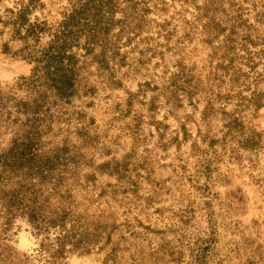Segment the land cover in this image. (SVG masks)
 <instances>
[{"label": "rangeland", "instance_id": "1", "mask_svg": "<svg viewBox=\"0 0 264 264\" xmlns=\"http://www.w3.org/2000/svg\"><path fill=\"white\" fill-rule=\"evenodd\" d=\"M28 1L0 0V155L33 121L51 152L64 149L66 141L76 145L79 129L86 128L96 135L93 148L58 171L53 184H62L61 192L74 185L80 210L89 208L88 216L112 224L90 253L72 252L63 264H264V107L251 102L264 94V22L255 19L264 0H240L258 28L251 30L257 45L247 59L239 57L240 45L227 40L228 33L217 43L219 56L211 58L195 21L203 0H139L151 9L147 31L113 38L107 66L98 58L100 49L75 50L82 82L69 101L54 93L37 96L26 80L33 65L10 21ZM71 1L36 0L31 18L54 21ZM166 19L171 38L156 23ZM242 34L232 39L239 44ZM231 44L236 49L228 50ZM180 61L195 67L208 90L179 92L172 107L157 97L158 87ZM220 93L208 127L205 98ZM222 107L261 135V149L239 150L232 135L225 141ZM0 238L27 254L29 264H47L26 218H0Z\"/></svg>", "mask_w": 264, "mask_h": 264}, {"label": "trees", "instance_id": "2", "mask_svg": "<svg viewBox=\"0 0 264 264\" xmlns=\"http://www.w3.org/2000/svg\"><path fill=\"white\" fill-rule=\"evenodd\" d=\"M35 1L24 2L12 11L14 16L10 24L15 38L24 44L26 59L33 65V73L26 80L36 95L47 97L54 93L62 101H69L77 95L81 86L78 73L80 60L75 50L95 54L100 49L98 58H101L102 65L107 66L106 55L111 50L113 38L121 40L147 31V16L151 11L144 8L139 0H73L58 18L49 21L38 16L31 18L33 11L39 7ZM196 13V24L200 23L202 27L200 41L206 50H211V58L219 56L217 43L226 33L227 40L240 45L239 50L243 52L239 54L240 58L247 59L253 54L251 47L257 44L251 30L258 28L250 22L240 0H203L196 6ZM255 19L263 24L264 12H259ZM169 21H156L161 26L159 31L166 32V38L174 35L167 27ZM240 30L243 34L238 44L232 35ZM44 38L49 40L41 47ZM234 48V44L227 46L228 50ZM194 69V66L189 67L180 61L178 70L158 87L157 97L161 96L168 106L173 107L179 92L191 96L206 93L208 88L201 86L204 81L194 73ZM222 95L209 94L205 98L207 104L203 119L208 127L211 115L219 109L215 102ZM263 97V92L257 93L251 98L252 104L256 108L264 107ZM28 104L25 102L23 106L27 108ZM221 114L226 119L225 141L232 135L230 141H234L239 150L252 152L262 148L261 135L237 114L226 112L224 107ZM42 131L41 126L33 121L18 134L12 147L0 155V218L7 222L18 217L26 218L41 239L39 253L45 256V262L63 264L72 252L83 250L82 253H90L93 244L101 241L111 222L103 216L96 219L93 215L88 216L89 208L87 212L81 211L74 185L61 192L59 187L62 184H53V177L58 171L66 170L75 165L78 157L87 155L86 149L93 148L96 135L80 128V142L70 147V141H66L64 149L51 152L46 147ZM132 132L135 136L139 135L135 130ZM29 262L27 254L18 252L0 238V264Z\"/></svg>", "mask_w": 264, "mask_h": 264}]
</instances>
